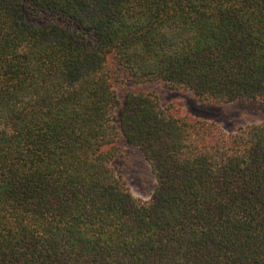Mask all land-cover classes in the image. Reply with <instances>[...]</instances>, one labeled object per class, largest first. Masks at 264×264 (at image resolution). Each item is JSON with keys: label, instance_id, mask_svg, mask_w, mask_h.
Listing matches in <instances>:
<instances>
[{"label": "trees", "instance_id": "trees-1", "mask_svg": "<svg viewBox=\"0 0 264 264\" xmlns=\"http://www.w3.org/2000/svg\"><path fill=\"white\" fill-rule=\"evenodd\" d=\"M157 81L264 102V0H0V264H264V119L119 92Z\"/></svg>", "mask_w": 264, "mask_h": 264}, {"label": "rangeland", "instance_id": "rangeland-1", "mask_svg": "<svg viewBox=\"0 0 264 264\" xmlns=\"http://www.w3.org/2000/svg\"><path fill=\"white\" fill-rule=\"evenodd\" d=\"M120 94L127 89L136 91H152L156 93L163 103L174 100L186 111L219 123L226 130H233L238 125L264 119L263 101H238L221 105H207L200 103L190 94L172 91L162 82H146L131 85L127 83L122 87ZM117 171L122 174L132 193L145 198L153 186V176L146 161L139 150L125 142L120 143V153L114 160Z\"/></svg>", "mask_w": 264, "mask_h": 264}]
</instances>
